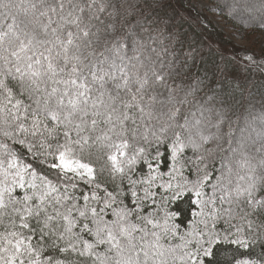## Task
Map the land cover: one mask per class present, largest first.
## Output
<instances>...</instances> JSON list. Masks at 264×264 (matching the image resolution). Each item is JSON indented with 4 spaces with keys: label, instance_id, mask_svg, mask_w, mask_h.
I'll list each match as a JSON object with an SVG mask.
<instances>
[{
    "label": "snow or ice",
    "instance_id": "6c2138e0",
    "mask_svg": "<svg viewBox=\"0 0 264 264\" xmlns=\"http://www.w3.org/2000/svg\"><path fill=\"white\" fill-rule=\"evenodd\" d=\"M199 2L261 32L203 73L170 0H0V264H264V0Z\"/></svg>",
    "mask_w": 264,
    "mask_h": 264
},
{
    "label": "trees",
    "instance_id": "16d2710c",
    "mask_svg": "<svg viewBox=\"0 0 264 264\" xmlns=\"http://www.w3.org/2000/svg\"><path fill=\"white\" fill-rule=\"evenodd\" d=\"M217 2H222V0H217ZM166 11L167 15L164 19L168 21L173 31L186 37L185 49L189 43H192L198 50L195 70L203 73L205 69H211L219 60L218 53L221 51L225 54L238 51L239 45L228 38L226 33L211 19L210 12L199 8L195 0H170V7ZM215 13L219 14V12ZM234 22L241 30L253 33L260 31L258 28L245 27L239 20ZM258 22L257 20L254 23L258 24ZM253 50L259 51L256 48ZM255 103L256 111H259L261 105L258 97ZM238 117L236 134L240 132V129L248 131L249 127L245 125V118L251 120V117L246 112L238 113ZM236 119L234 117V121ZM183 207L187 209L188 205L184 204Z\"/></svg>",
    "mask_w": 264,
    "mask_h": 264
},
{
    "label": "rangeland",
    "instance_id": "374dc122",
    "mask_svg": "<svg viewBox=\"0 0 264 264\" xmlns=\"http://www.w3.org/2000/svg\"><path fill=\"white\" fill-rule=\"evenodd\" d=\"M196 3L198 4L199 8H201L202 10H205L202 5L200 4L199 0H195ZM209 12V11H207ZM210 15H211V19L214 21V23L220 28L222 29L226 35L228 36L229 39H231L233 42H235L236 44L240 45L241 44V41L238 40V39H234L233 37V33L236 32V31H239L241 33H244L245 35H255L257 37V40L259 39L260 35H261V32L258 31V32H247V31H244V30H241L238 26H237V23H235L233 20L231 19H228L227 20V25H225L223 22H218V17H219V14L217 13H212L210 12ZM249 47H252V48H256L259 50V44L257 43L256 45H249ZM249 131H251V129L249 128V130H244L243 132V135H247L249 133ZM242 133L239 132L237 135H241ZM255 133H253L254 135Z\"/></svg>",
    "mask_w": 264,
    "mask_h": 264
}]
</instances>
